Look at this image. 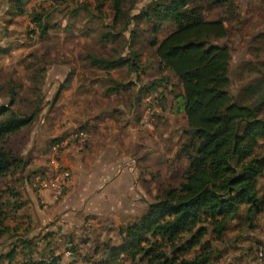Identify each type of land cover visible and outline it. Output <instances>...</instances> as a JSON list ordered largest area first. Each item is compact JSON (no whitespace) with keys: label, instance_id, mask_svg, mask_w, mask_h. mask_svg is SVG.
<instances>
[{"label":"rangeland","instance_id":"obj_1","mask_svg":"<svg viewBox=\"0 0 264 264\" xmlns=\"http://www.w3.org/2000/svg\"><path fill=\"white\" fill-rule=\"evenodd\" d=\"M156 1L123 0L118 14L115 0H25L21 14L16 0H0V106L10 104L14 88L22 111L42 112L11 141L30 166L2 185L8 233L0 243V264L51 256L63 264L101 262L105 245H120V231L140 219L163 191L183 181L188 168L182 151L188 141L180 104L183 87L173 73L160 72L148 45L151 25L137 19ZM214 1L197 0L208 20L226 22L229 35L219 43L232 49L231 90L239 95L264 73V0ZM37 16L49 28L44 37ZM111 31L118 40L103 42ZM134 54H141L138 73L92 66L87 57L120 60ZM115 88L116 93L109 91ZM139 97L141 105L133 114L131 103ZM112 108L118 117L108 120ZM93 116L97 122L90 125ZM84 126L86 138L72 143L71 136ZM62 143L58 156L54 147ZM117 143L123 160L110 168L104 158ZM259 152L264 154V143ZM98 153L107 168L93 200L88 199L97 190L91 165ZM62 157L73 167L67 169ZM41 167L47 169L43 179L56 168L70 174L60 195L48 180L40 189L31 169ZM259 187L264 195V178ZM212 244L221 254L211 264H264V213L254 230L232 225L223 242Z\"/></svg>","mask_w":264,"mask_h":264},{"label":"trees","instance_id":"obj_2","mask_svg":"<svg viewBox=\"0 0 264 264\" xmlns=\"http://www.w3.org/2000/svg\"><path fill=\"white\" fill-rule=\"evenodd\" d=\"M16 1L23 14L25 0ZM122 1L115 0L118 14ZM226 1L213 4L225 5ZM137 19L151 25L148 45L155 51L160 72L173 73L182 84L180 104L188 122V141L182 151L188 168L179 187L163 191L140 219L120 231V245H105L104 258L95 264L122 260L130 264H211L221 254L212 242H223L232 225L254 230L264 213L259 187L264 178V154L259 152L264 143V73L239 95L233 94L232 49L219 43L228 38V27L224 20H208L197 0H157ZM35 20L42 37L46 36L48 26L41 17ZM118 38L111 31L102 40L109 43ZM87 57L92 66L126 68L131 73L139 72L141 61V54L120 60ZM10 96V104L0 106V193L8 176L22 175L30 166L14 150L12 139L31 128L42 113L36 108L22 111L16 89L12 88ZM82 132L87 135L86 126L75 133ZM6 220L0 204V243L8 233ZM14 256L9 255L11 263ZM25 264L63 263L59 256H51L30 258Z\"/></svg>","mask_w":264,"mask_h":264},{"label":"crops","instance_id":"obj_3","mask_svg":"<svg viewBox=\"0 0 264 264\" xmlns=\"http://www.w3.org/2000/svg\"><path fill=\"white\" fill-rule=\"evenodd\" d=\"M113 96V95H112ZM135 101V100H134ZM133 101V103H131V108H132V113L134 114L135 113V110H136V108H137V106H139V105H141V98L139 97V99H138V101L137 102H134ZM116 109L117 108H112V109H109L108 110V112L110 113V116H109V118H108V120H110L111 119V117H113V118H117L118 116H117V114L118 113H115V111H116ZM120 109V108H119ZM106 110V109H105ZM96 118H97V116H93V117H91V121H92V123L89 121V123H90V125H92V124H94L95 122H97V121H94V120H96ZM108 120H105L107 123H108ZM104 121V122H105ZM104 125V124H103ZM101 132V131H100ZM109 135L110 134H108L107 136H104V133H103V137H106V138H109ZM103 139V138H102ZM119 145V143H117V144H115V146H113L112 148H114V151L112 152L111 150H110V152H109V156L108 157H106V155H105V160L108 162L107 164L109 165V167L110 168H113V164H115V166L118 164V162H120V160H123V158H121V147H119L118 146ZM112 148H110V149H112ZM100 154L98 153V154H95V159H96V162H95V164H93V165H91L92 166V169L94 170V173H91L92 174V181L94 180L96 183H95V186L94 187H97V190L93 193V194H91V195H89L88 196V199H90V198H92L93 200H96L97 199V197H98V193H99V191L101 190V188H99V181H103V178H102V174L103 173H105V168H107V166H105V165H101L102 163H104V164H106L105 163V161H103V162H99V156ZM104 156V155H103ZM121 158V159H120ZM61 161H62V164L64 165V163H65V165H66V167H67V169L68 168H71V167H73V166H71L70 165V162L69 161H67V160H65L64 159V157H62L61 158ZM70 165V166H69ZM99 168H101L102 169V171H101V173L100 174H98V172H96V170H98ZM46 168H43V167H41V168H39V169H31V171L32 172H40V171H42V172H44L45 171V173H46ZM110 174H112V172L110 171L109 172ZM38 177H40V176H42V174H40V175H37ZM42 195H44V194H42ZM40 197H42V196H40ZM68 199L70 198V196L69 197H67ZM66 198V199H67ZM47 201V200H46ZM65 201H67V200H65Z\"/></svg>","mask_w":264,"mask_h":264},{"label":"built area","instance_id":"obj_4","mask_svg":"<svg viewBox=\"0 0 264 264\" xmlns=\"http://www.w3.org/2000/svg\"><path fill=\"white\" fill-rule=\"evenodd\" d=\"M87 135L82 132L80 134H76V135H73L71 136L72 140H76L77 138H85ZM63 143L60 144V145H57L54 147V153H59V149L62 147ZM58 151V152H57ZM53 164L56 165V161H53L52 162ZM58 167V166H57ZM56 172L57 173H53V170L50 171V174L51 176L48 177V179H43L42 177H38L37 180H36V183L39 184L40 186V189H43V188H46L48 184H45L46 182H52L53 183V189L58 192V195L61 194V191L63 190V188L66 185V181H68L70 179V174L69 173H63L62 174V171H60V168H56ZM52 179V180H51ZM48 180V181H47ZM260 257L261 258H264V251L260 252Z\"/></svg>","mask_w":264,"mask_h":264}]
</instances>
